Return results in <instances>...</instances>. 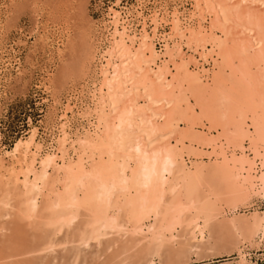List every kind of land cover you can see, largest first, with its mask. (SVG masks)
Here are the masks:
<instances>
[{
  "label": "bare ground",
  "instance_id": "obj_1",
  "mask_svg": "<svg viewBox=\"0 0 264 264\" xmlns=\"http://www.w3.org/2000/svg\"><path fill=\"white\" fill-rule=\"evenodd\" d=\"M171 1L99 23L55 2L64 41L36 25L26 59L48 47L57 67L40 126L0 145V264L264 259V0Z\"/></svg>",
  "mask_w": 264,
  "mask_h": 264
},
{
  "label": "rangeland",
  "instance_id": "obj_2",
  "mask_svg": "<svg viewBox=\"0 0 264 264\" xmlns=\"http://www.w3.org/2000/svg\"><path fill=\"white\" fill-rule=\"evenodd\" d=\"M12 1L14 0H0V26L1 23H4L6 17H9V15L12 16L9 9L11 8L10 5L12 4ZM21 1L23 2H18L20 5V7H18V10L13 12L14 15L12 18H15V22L13 23V25H11L12 27L8 30H2V33L0 32V57L2 56L5 60H10L8 70L9 72L4 73L3 65H0V145L6 148H10L17 138L24 135L23 133H25L28 128L29 119L34 125L40 126L41 121L44 120V115L47 110L43 100L47 98V94L44 91L42 83L46 82L47 74L55 71V67H57V57L54 56V58H52L53 60L51 61L47 60L49 50L48 47H44L43 50H38L36 52L35 57L31 58L30 60L26 59L30 49H32L33 47L32 42L34 41V37L36 35V33L34 32L36 30V27H40L43 23L44 25L52 27L51 29H54L55 27L57 35H55L54 39L56 42L64 41L65 38L63 37H66L64 35H60V32L64 31L67 27V24L63 22L64 17L55 15V13H52V9L53 7H55L53 6L55 2H59L61 3V5H66L67 0H39L37 1L36 6H32L33 3L30 0ZM70 1L71 0H68L67 3L71 4L70 6L73 7L77 6L78 3L83 4L86 11V17L93 22L99 23L103 20H107V10L109 6L116 0ZM137 1L138 0H120V7L130 9L133 6L137 5ZM148 1L149 4L146 5V8H154V0ZM164 1L167 2V5L169 3L168 9H170V7L172 6V1ZM179 2L180 0H176V4H179ZM184 5L185 9H189L190 3L188 0H184ZM64 8L67 9V5ZM61 11L59 10L55 12L56 14H61ZM147 12L149 11L145 10V14H147ZM49 13H52V16ZM38 15L41 16L39 21H37L39 18L37 17ZM56 16H58V18H55ZM55 20L56 22H58L57 24L54 23ZM70 27L72 26L70 25ZM165 30H167V28ZM19 41H25V43L20 44L18 43ZM26 61H33L35 64L31 69L32 75H27V80H29L28 85L25 88H22L20 84H15L13 78H15L17 74L16 71L18 69V66L23 65ZM4 76H9L10 79L12 78V81L8 84V82H5L3 78ZM69 91H71V89L61 92L60 97L62 99V104L64 103L65 96H69ZM252 255L253 259L256 258L254 256L256 255L255 253ZM259 255H262V253H257V256ZM256 259H258L256 261L257 264H264V259ZM222 260H224V258L214 259L213 264H218V262L220 263ZM198 264L209 263L202 262Z\"/></svg>",
  "mask_w": 264,
  "mask_h": 264
}]
</instances>
